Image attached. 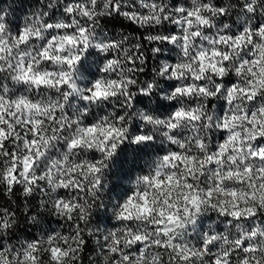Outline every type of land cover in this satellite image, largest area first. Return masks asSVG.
<instances>
[{
	"label": "clouds",
	"instance_id": "9594fccd",
	"mask_svg": "<svg viewBox=\"0 0 264 264\" xmlns=\"http://www.w3.org/2000/svg\"><path fill=\"white\" fill-rule=\"evenodd\" d=\"M0 264H264V0H0Z\"/></svg>",
	"mask_w": 264,
	"mask_h": 264
}]
</instances>
